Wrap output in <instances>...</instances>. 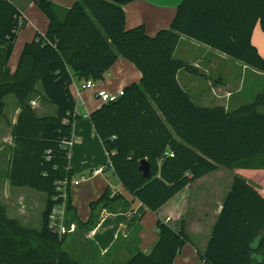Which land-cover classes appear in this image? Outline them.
Returning <instances> with one entry per match:
<instances>
[{"label": "trees", "instance_id": "obj_1", "mask_svg": "<svg viewBox=\"0 0 264 264\" xmlns=\"http://www.w3.org/2000/svg\"><path fill=\"white\" fill-rule=\"evenodd\" d=\"M34 2L49 26L25 44L12 72L9 59L28 19L11 0H0V119L5 98L16 96L20 111L8 175L15 186L45 192L48 198L39 229L23 226L0 205V264H82L64 248L67 234L59 235L48 224L53 206L63 201L54 200L60 182L70 184L72 177L71 147L65 142L82 118L70 86L73 74L84 81L104 80L120 57L132 61L142 77L90 118L131 198L107 188L90 202L89 220L81 222L68 188L67 222L91 230L104 213L129 211L135 201L156 211L189 183L225 167L237 173L206 250L199 251L200 261L264 264V110L259 109L264 88L254 103L235 111L200 106L178 79L188 65L175 58L186 36L264 73V56L252 42L257 23L264 31V0H182L170 27L153 36L144 25L127 28L126 0H76L68 8L51 0ZM39 84L58 107L57 115L36 114L32 99ZM142 160L150 164V178L140 170ZM156 227L152 250H136L122 264H174L191 242L186 219L179 229L162 219Z\"/></svg>", "mask_w": 264, "mask_h": 264}, {"label": "crops", "instance_id": "obj_2", "mask_svg": "<svg viewBox=\"0 0 264 264\" xmlns=\"http://www.w3.org/2000/svg\"><path fill=\"white\" fill-rule=\"evenodd\" d=\"M11 1L21 8L24 16L28 19L27 25L19 32L9 59V66L11 71L14 72L25 44L34 38L37 31L41 33L47 31L49 18L44 12L41 13L42 11L40 12L37 9L34 0H30V3L28 2L29 4L26 6H23L24 0ZM51 1L68 8L76 0ZM181 2L182 0H126L124 10L127 28L144 25L147 32L153 36L159 30L170 27L176 14V9ZM28 27V35L22 36ZM252 42L259 50V53L264 56V31L260 23H257L255 26ZM188 51H192L193 53L190 55L187 53ZM181 52L182 56L180 55ZM175 58L184 61L188 65L187 68L180 69L178 73V79L186 90L189 91L190 88L198 89L201 86L206 89L209 87L211 93L203 90L205 92L197 94L200 97L199 99L206 102L209 106L224 105L227 109H230L233 95L236 91L243 89V77L249 70L264 77L263 72L256 70L244 62L186 36H181L175 50ZM233 71H237L236 76L227 78V75ZM141 77L142 73L137 66L124 57L118 58L104 80L96 81L95 88L82 89L81 86L85 81L73 74L70 88L77 102L76 111L82 118L77 120L73 126V144L70 153L72 177L69 184V192L71 201L81 222L89 220L91 215L90 202L98 199L107 188L117 189L128 199L131 198L124 191L114 168L109 164V154L90 118V114L104 104V101L96 95L97 89L117 93L130 83L140 81ZM189 84L193 86L189 88ZM39 85V94L32 99V106L36 114L43 117L49 115L53 107L50 105L52 102L45 97L42 86L40 88ZM6 98L5 100H8ZM9 100L12 102L13 112L10 119L4 122L9 131L5 134L1 132L0 136V155L6 149L8 165L12 147L14 146L13 126L20 111L17 98V101H13V99ZM103 165L106 166L104 172L99 174L93 172L96 168ZM109 169L113 171L114 176L119 180L118 185L112 186L109 183V179L113 176L108 175ZM221 172V167H219L217 170L189 183L156 211L148 210L143 203L135 201L129 211L104 213L98 226L91 230L85 229L86 231L83 235H80L79 241H76L78 245L81 243L80 253L78 254H81L84 258L87 257L89 261L86 259L89 264H113L114 259L115 264H122L136 250L146 253L152 250L158 239L156 227L158 219L169 222L175 229H179L182 221L186 219L191 242L184 245L181 253L175 258L174 264H203L199 258V251L203 252L206 250L214 224L234 179V176H231L228 179V184H223L221 189L218 190V187L215 186L216 178H214V175L216 176ZM234 173L236 174L237 172ZM224 176H226V173ZM83 177L85 179H82ZM75 184L76 186L72 190ZM213 186L216 188L214 189L215 191H219L218 193L212 192ZM17 187L20 188L19 186ZM12 188L8 183L6 190L10 198ZM30 192L34 191L24 193L20 192L19 189L16 190V196H18L17 203H19L17 207L19 209L23 208L25 210V203L29 198L37 195V193L33 194ZM14 204L12 202V205ZM17 215H24V213L20 212V214L14 215L13 219H17L23 226H26ZM26 221L29 223L30 219H26ZM26 221L24 223H27ZM80 227L81 225L78 224L76 230L80 229ZM92 255L96 258L98 257V261ZM109 255L111 256L109 257ZM81 257L78 258L82 262L83 258ZM89 257L94 260H91ZM78 258L77 260H79Z\"/></svg>", "mask_w": 264, "mask_h": 264}, {"label": "rangeland", "instance_id": "obj_3", "mask_svg": "<svg viewBox=\"0 0 264 264\" xmlns=\"http://www.w3.org/2000/svg\"><path fill=\"white\" fill-rule=\"evenodd\" d=\"M30 0H24V4L23 6L29 4ZM29 2V3H28ZM22 6V7H23ZM37 9H39V11L41 12L42 10L37 6ZM43 13V11L41 12ZM45 15V14H44ZM47 18V17H46ZM28 31H29V27L26 28V30L23 32L22 36H27L28 35ZM188 54H192V51H188ZM182 56V52L180 54ZM177 57H179V55H177ZM241 70V69H240ZM242 72V71H241ZM237 71H233L232 73H229V75H227V78L230 76H236ZM244 79V85H243V89L240 91H236L233 95L232 98V102L230 105V111H235L238 108H240L241 106L250 104L252 102H254L257 98V96L259 95V93L262 92L263 90V82H264V77L261 76L258 73H254L251 72L250 70L245 74V76L243 77ZM193 85L189 84V88L192 87ZM39 87L41 88V85H39ZM203 88V86H201V88L195 89V88H190L188 93L194 98L195 102L200 105V106H209L207 105L206 102H204L203 100L199 99V93H203V92H207V93H211V91L209 90V87ZM195 89V90H194ZM205 90V91H203ZM8 100L6 101V107H5V115L4 117H2L0 119V136H1V132H3L4 134L9 131V128H7V126L5 125V121H7L8 119H10L12 112H13V107H12V102L9 99H13V101H17L16 100V96L14 95H9L7 96ZM50 105L53 107L52 111L49 113V115L46 116H55L58 113V107L55 104H51ZM212 106V105H211ZM259 109L264 110V107H260ZM4 123V124H3ZM1 125H3L1 127ZM2 130V131H1ZM108 162V161H107ZM9 166H10V162L8 165L7 162V151L6 149L3 150L2 155H0V205L5 207L8 216L13 218L14 215L16 214H20V212L24 213V215H17L19 219H21V222L29 227L32 228H41L42 226V221H43V212L46 208V204H47V194L45 192H41V191H37L31 187L28 186H24V187H20L18 188L17 186H15L14 184L11 183V180L9 178L8 175V170H9ZM221 171L226 173V176H224V172L222 173H218L216 176L214 175V178H216L215 183H216V187H218V190L221 189V186H223V184H228V179H230V177L235 176L234 170H230L227 169L225 167H221ZM244 173V172H243ZM108 175H113L111 176V178L109 179V183L112 184V186L118 185L119 184V180L114 176V173L111 169H109L108 171ZM229 175V177L227 178V176ZM247 175V174H245ZM108 176V178H109ZM8 183L12 188V192H11V198L10 196L7 194V190H6V186H8ZM76 184L72 187V190L75 188ZM19 189L20 192H24L27 193V191H34V192H30V193H37V195H35V197L33 198H29V200L25 203L24 207L25 210L19 209L17 206L19 205L18 200V196H16V190ZM213 191L212 192H216L218 193L219 191H215L214 189H216L213 186ZM120 192L117 189H111V192L114 194V192ZM14 193V194H12ZM12 202H14L15 204L12 205ZM21 206V204H20ZM26 219H30V222L28 223L26 221ZM24 221H26L27 223H24ZM78 226V224H76ZM77 229V228H76ZM82 229V230H81ZM85 227H80V229L75 230L77 232H71L68 233L67 235V239L66 242L64 243V248L68 251L71 252L72 256L76 259L79 257H81L79 249H80V245L76 244V241H79V237L80 235H83L85 230ZM76 238V239H75ZM75 243V244H74ZM111 255H109L110 257ZM92 257H94L96 259V261H98V257L96 258L94 255H92ZM78 258V259H79ZM83 258V261L81 262L80 259L78 260L79 262H81L82 264H89L87 262V259L84 258L83 256L81 257ZM91 260H94L93 258L89 257ZM128 260V259H127ZM89 261V259H88ZM126 262V261H124ZM123 262V263H124ZM97 264V263H96ZM113 264H115V259L113 260ZM200 264V263H199Z\"/></svg>", "mask_w": 264, "mask_h": 264}, {"label": "built area", "instance_id": "obj_4", "mask_svg": "<svg viewBox=\"0 0 264 264\" xmlns=\"http://www.w3.org/2000/svg\"><path fill=\"white\" fill-rule=\"evenodd\" d=\"M95 86H96V82L92 79H89L82 84L81 88L82 89L95 88ZM123 94H124L123 89L118 91L117 93L108 92L103 89L96 90V95L100 99H102L104 103L116 101ZM72 144H73L72 139L65 142V145L68 147H71ZM167 154L170 156H174L173 152H167ZM109 164L110 166L113 167V164L111 161ZM105 168L106 166L103 165V166H100L99 168H96L93 172L95 174H99V173L104 172ZM82 179H85V178L83 177ZM68 186H69L68 180H64L60 182V188H59L60 196L54 197V200H57L58 198L62 197L63 201L62 203H58L54 205L49 214V223H48L49 227L55 232H57L59 235H65V234L74 232L77 228V225L75 222L69 224L66 220V197H67L68 188H69Z\"/></svg>", "mask_w": 264, "mask_h": 264}, {"label": "water", "instance_id": "obj_5", "mask_svg": "<svg viewBox=\"0 0 264 264\" xmlns=\"http://www.w3.org/2000/svg\"><path fill=\"white\" fill-rule=\"evenodd\" d=\"M140 170L143 172L144 177L146 178L151 177L150 164L147 162V160L141 161ZM257 264H262V263L258 262Z\"/></svg>", "mask_w": 264, "mask_h": 264}]
</instances>
